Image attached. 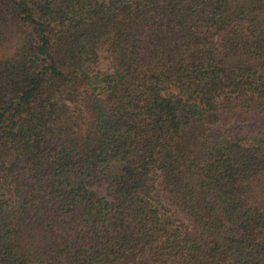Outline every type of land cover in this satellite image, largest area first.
<instances>
[{
	"label": "trees",
	"instance_id": "16d2710c",
	"mask_svg": "<svg viewBox=\"0 0 264 264\" xmlns=\"http://www.w3.org/2000/svg\"><path fill=\"white\" fill-rule=\"evenodd\" d=\"M0 264H264V0H0Z\"/></svg>",
	"mask_w": 264,
	"mask_h": 264
},
{
	"label": "rangeland",
	"instance_id": "374dc122",
	"mask_svg": "<svg viewBox=\"0 0 264 264\" xmlns=\"http://www.w3.org/2000/svg\"><path fill=\"white\" fill-rule=\"evenodd\" d=\"M108 66V59L105 52H101L99 54L98 62L96 65L97 69H105ZM98 192L102 194L101 187L97 188Z\"/></svg>",
	"mask_w": 264,
	"mask_h": 264
}]
</instances>
